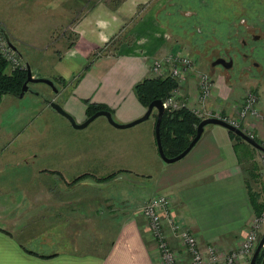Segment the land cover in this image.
<instances>
[{
    "label": "crops",
    "instance_id": "crops-1",
    "mask_svg": "<svg viewBox=\"0 0 264 264\" xmlns=\"http://www.w3.org/2000/svg\"><path fill=\"white\" fill-rule=\"evenodd\" d=\"M137 6H139L137 3L135 6L123 4L119 6V12H116L113 11L114 6L113 10L109 11L96 5L91 8L89 14L85 15L82 12L74 18L72 25L76 33L75 45L54 63L52 72H55L56 76L59 75L62 80L60 87H57L58 94L47 95V98L60 97L62 108L76 123H82L87 118L86 110L90 104L107 107L114 121L122 124L137 119L146 110L136 99L133 87L142 79L149 77L147 73L149 59L166 53L170 48L165 47L167 42L164 36L167 35L164 31L153 25L151 18L148 20L144 16L147 14L144 10L148 5L141 6L134 16L136 19L131 17L129 10L136 9ZM116 13H119V17ZM121 22L127 27H131L134 22L143 23L146 32H149L148 38H145V35L142 38L140 32L138 34L133 32L134 40L130 44L126 43L130 48L127 51L123 52L119 47L115 50L117 54L91 57V54L100 48L102 38L106 40L100 31L106 30L111 34L110 30H117L116 24ZM103 24L109 27L104 30L101 27ZM120 29L123 30L121 27ZM134 43L137 46L131 48ZM170 47L173 48V45ZM171 52L173 50L167 51ZM214 82L213 80L212 97L208 100L210 104L217 105L215 107L223 114L226 109L229 110L240 101L241 89L238 90L233 84L224 81L221 76L217 85ZM96 121H94L96 129L108 138L131 137L139 130L119 131L123 127L120 129L109 125L106 118L104 121L100 119ZM150 124L151 127L145 125L142 128L144 133L136 142L122 141L109 156L99 152L96 154L93 148L85 151L79 146L66 147V151L61 152L63 158L65 154V161L60 165L65 170L53 169L50 173H41L37 179L31 181L26 179L27 185L22 188L23 192L19 195L11 193L12 185L3 187L1 184L7 180L0 177V264H160L153 252L155 247L149 230L141 225L140 218L137 221L136 216L130 213L118 225L113 222L110 226V220L107 219L109 225L96 228L97 223L92 226L97 229L96 231H100V239L90 242L79 238L83 230L81 228H75L73 232L66 229L54 233L49 225V228L43 225L44 229L39 230L35 227L37 221L34 220L35 216L42 214L39 211L42 207L40 204L36 205V197L40 196V193L48 199L51 197L52 189L56 188L65 194L66 198L67 196L72 198L77 190L84 186L86 188L92 186L99 190L105 185H93L89 181L78 182V177L84 174H95L89 167H86L88 170L83 169L85 153L89 154L88 157L96 155L97 165H112L108 164L109 161L116 158L117 160L127 158L131 161L134 152L132 146L139 143L147 148L151 158L156 159L158 153L153 137L154 126ZM228 133L229 131L221 126L204 127L201 137L191 147L192 149L180 160L164 167L159 176L152 180L150 187L154 194L152 196L159 194L171 196L170 200L175 204L174 213L178 222L193 232L201 243L215 241L225 244L227 243L225 241L240 239L261 205L255 186L257 177L249 167L252 164L251 158L254 159V152L251 153L250 159L245 156L240 161L234 147L236 140ZM108 158L111 159L106 162ZM91 161L94 160H89ZM4 164L0 163V176L3 170L9 167L16 170L12 173L20 176L26 170L22 167H27L29 161L10 160ZM243 169L249 173L248 178H245ZM40 185H43V189ZM254 189L256 191H252ZM21 195L24 197L19 198ZM70 198L64 203L67 209L69 204L80 200L76 199L77 197ZM47 208L50 211L44 212V215L52 216V207ZM70 210L67 212L70 213ZM78 215L80 214L77 212L76 216ZM173 241L169 238L168 244L174 246Z\"/></svg>",
    "mask_w": 264,
    "mask_h": 264
},
{
    "label": "rangeland",
    "instance_id": "rangeland-1",
    "mask_svg": "<svg viewBox=\"0 0 264 264\" xmlns=\"http://www.w3.org/2000/svg\"><path fill=\"white\" fill-rule=\"evenodd\" d=\"M136 3L139 4L140 7L137 6L138 8L136 7V9L128 8L130 9L129 14L132 15L131 17L133 18L137 15L141 6L148 5L144 10V13L147 14L144 16H146L148 20L151 18L150 20L153 22V25L164 31L167 35L164 36L167 42L165 44L167 46L165 47L170 48V51L173 50L171 53H167V51H169L167 50L166 53H161L163 55L158 54V57L149 59L150 63L147 72L149 77H161L160 74L156 75L157 73H152V71H150L151 62H162L163 59L166 58H175L172 62H174L176 67H178L177 69H179L180 76L178 79L180 80L178 81L172 78L176 86L171 91V94L176 100L180 96L182 99H185L186 107L182 109L189 111L199 120L201 118L199 112L201 115H205L209 110L213 111L212 108L217 107V105H215V107L214 104H210L208 100L209 97L200 99L198 96H202V94L204 96V93H202L204 86L199 84L200 77L205 75L210 80L213 79L216 85L217 82H219V76L216 74L217 71L215 70L214 73L210 71L209 61L214 53L218 51L217 48L221 47V39L216 36L209 38H191L195 35L194 33H189L191 31L188 27L193 25L191 17H182V19H180L182 22L180 24L183 25L182 28H184L182 31L183 34L176 33L177 31H175L174 28L176 22L174 20H176L177 16L173 14V10L175 9L168 5L164 11L159 9L164 3H171L169 0H0V28L3 29L10 42L15 46L17 52H14L16 56H18V59L21 58L20 61L24 69V63L27 62L33 77L50 79L54 82L56 87H60L62 79L58 77L59 75L56 76L55 72H52V68L54 63L60 60L70 47L75 45L76 33L72 25L74 18L82 12L85 15L89 14L92 10L91 8L96 5L102 6V8L107 10L109 9V11L113 10L112 7L114 6L113 11L119 12L118 9L120 5L135 6ZM192 9L193 8L185 7L183 10L190 11ZM201 10L203 13L202 15L213 16L216 14L217 17H220L222 14L221 8L217 7L208 8L206 12H204L202 8L200 11ZM105 14L107 15L106 12ZM118 14L119 13H116V16H118ZM134 18L136 19V17ZM206 21L209 23L208 19H206ZM123 22H121L122 24H116L117 30L114 31V29H111V34L105 30L109 25L103 24V26H101L105 31L100 32L106 37V40L104 41V38H102L103 40H101L100 48L93 52L91 57L117 54L115 50L119 47H121L120 49H122L123 52L127 51V49H130L127 44H130V42L134 40V38H132L133 32H137V34L140 32V35L143 36L142 38H144V35L145 38H148L147 34H149V32H146V26L143 23L134 22V24H128L131 27H127ZM120 27L123 28V30L120 29ZM102 28L101 30H103ZM172 45L173 48L170 47ZM134 46H137V44L134 43L131 45V48ZM179 56L181 58L184 56L187 57L190 62L185 66H178L180 63ZM91 57L84 56V58L88 59ZM6 71L10 72L11 69L7 67ZM232 82L230 83L229 81L228 83L232 84ZM28 86L29 90L25 92L23 97L19 98L18 96L5 94L2 95L0 100V163L6 164L7 161L10 160H12V162L16 160L29 161V165H27L28 168L22 167L23 169L26 168V170L24 173L20 174V176L16 175V173H12L16 171L14 168L10 169L9 167V169L6 168L3 170V174L0 177L7 181H3L4 183L1 185L3 187L12 185V194L19 195L23 192L22 188L27 185L28 181L26 179H30V181L32 179H37V177L41 176V173H50V170L53 169L59 171L61 169L65 170V168H62L60 165L61 162L65 161V154H63V158L61 152L66 151V147L79 146L83 147L85 151L88 148H93L96 154L99 152V154L103 153L104 156H109L114 153L113 150H116L118 146L121 145L122 141L136 142L139 136L144 133L142 128L145 127V125H150L151 127L150 123L153 124L155 122L156 111L152 110L153 112L148 120L146 119L131 127L119 130L134 129L132 131H135V129H139L138 133L135 132L133 136L123 138H108L96 129L94 121H96V119L104 121L105 118L103 116H98L82 129H76L71 127L68 120L58 115L44 103L43 100H45L46 97L54 95L49 86L44 83H29ZM233 86L237 87L238 90L241 89V93L239 94L240 103L246 96L244 92L246 93L249 90H254L249 87L250 82H246L245 80L240 83L235 82ZM257 91L258 92L255 94L259 97L261 101L260 107L264 110V88H260ZM35 92H38V94L36 95ZM194 107V110L198 111L197 116L191 110ZM235 109L236 106L231 107L229 110L226 109V115L231 119H235ZM249 132L254 134L256 140L259 143L262 142L264 145V137L262 138V136H264L263 125L258 124L253 132L251 130ZM132 147L134 152L132 153L133 156L130 159L131 161L127 158L124 160L120 159L121 161L117 160V158L112 160L108 158L106 162L110 160L108 164L112 165L106 166L97 165L98 159H96V155L94 157H88L89 154L85 153V163H83V165H85H82L83 169L88 170L86 167H89L96 175L84 174L78 177V182L89 181L91 184L93 183V185L105 184L106 186H102L99 190L92 186H87V188L84 186L77 190L72 198L67 196V198L70 199L75 197H77L76 199H80L69 204L71 214L67 212L69 209H67L64 204L67 200L65 194L53 188L51 197L45 199V196L40 193V196L36 197V205L40 204L42 210L39 209V211H41L42 214H38L37 217L35 216L34 220L37 221L35 227L42 230L45 226L48 228L51 226L50 230L54 233L66 229H70L71 232H73L75 228H81L83 230L79 238L83 241L90 242L100 239V231H96V228L109 225L107 224V219L110 220V226L113 222L118 225V223L130 213L136 216L137 221L140 218L143 227H147L150 237L154 242L155 251L153 252L156 254V259L160 264H164L162 254H160L159 250L156 248V237L150 232L149 224L142 214V211L147 200H151L153 197L152 195H154L150 188L153 182L152 180L156 179L160 171L171 163L163 162L159 155L156 159L151 158L149 156V151L146 150L147 148L141 146L139 143ZM234 147L240 161L241 158L245 156H248L250 159L252 157L251 153L254 152V159L251 158L252 164L249 162V164H251L249 167L254 171L253 174L257 177L255 178V181H257L255 182V186L257 187L256 189H258L257 196H259L261 202L258 208L259 211L253 215L247 225L245 233L240 239L225 241L227 242L225 244H219L215 241L201 243L193 232L180 225L174 213L175 204L173 200H170V195L166 196L167 200H169L171 209L167 218L162 216L161 226L163 227L166 237H168H165L166 243L175 256L176 264H192V259L194 257L192 250L185 249L184 242L178 238V230L182 228L193 237L195 241V250L201 251L200 259L203 264H248L254 247L264 233V217L261 216L264 208V154L257 152V150L249 146V144H235ZM89 160L94 161L89 162ZM128 162H130L131 165H126L130 164ZM242 172L245 178H248L249 173L247 170L243 169ZM40 188L43 189V185H40ZM252 191L256 190L254 189ZM21 197L24 196H19V198ZM47 207H52V216L44 215V212L50 211ZM77 212L80 215L76 216ZM97 223L98 226H95ZM173 225H178L177 231L172 229ZM249 235L253 237L250 244L247 242V237ZM169 238L174 240V246L168 244ZM207 248H211L214 251L217 257L215 261H211L205 256V250Z\"/></svg>",
    "mask_w": 264,
    "mask_h": 264
},
{
    "label": "flooded vegetation",
    "instance_id": "flooded-vegetation-1",
    "mask_svg": "<svg viewBox=\"0 0 264 264\" xmlns=\"http://www.w3.org/2000/svg\"><path fill=\"white\" fill-rule=\"evenodd\" d=\"M169 1L171 3H164L159 9L164 11L167 5L175 9L173 14L177 16L176 20H174L176 22L174 26L176 33L183 34L184 28L180 24L182 23L180 19L182 17H191L193 25L188 27L191 31L189 33L195 34L191 38L219 37L221 39V47L217 48L218 51L214 53L209 61L210 71L214 73L216 70V74L221 76L224 81H230V83L234 81L232 84L235 82L240 83L244 80L250 82L249 87L254 90L244 92V95L253 94L258 99V111L264 112L260 107L261 101L255 94L258 89L264 88V0ZM185 7L195 9L184 11ZM211 7L221 8V16L217 17L216 14L213 16L202 15L201 8L206 12ZM206 19L209 20V23ZM220 60H224V62L222 63ZM212 82L213 80L211 79L210 83ZM59 100H61L60 97L55 99L61 105ZM240 101L235 105V111L240 105ZM220 114L221 116H227L226 112L222 114L221 110ZM242 123L243 121L240 120L238 128L245 133L247 131L243 128ZM244 124L249 130L248 125L251 126L253 132L259 122L248 118ZM251 135L254 139L255 135ZM259 144L264 146L262 142Z\"/></svg>",
    "mask_w": 264,
    "mask_h": 264
},
{
    "label": "built area",
    "instance_id": "built-area-1",
    "mask_svg": "<svg viewBox=\"0 0 264 264\" xmlns=\"http://www.w3.org/2000/svg\"><path fill=\"white\" fill-rule=\"evenodd\" d=\"M0 56L5 59L7 62V67L10 69L14 68H23V65L21 64L20 59H18V56H16V53L7 45V42L5 41L4 34L2 32V29L0 28ZM177 56V55H176ZM180 59V63L178 66L183 65L185 66L188 64L189 59L187 57H178ZM175 59V58H173ZM173 59L166 58L163 59L162 62H151L150 65V71L152 73H157L156 75H159L161 77L169 76L172 78L177 79L178 81L180 79V72L178 67H176V64L173 61ZM178 59V60H179ZM150 63V62H149ZM25 69H26V64ZM199 84L201 86H204L202 93H204V96H198L200 99L204 98H210L211 96V91L213 89V84L210 83L211 80L206 77L205 75L200 77L199 79ZM162 106L164 108L165 112H172L176 111L178 109H182L186 107V101L185 99H182L181 96L177 98V100L174 98V96L170 93V96L165 97L164 100H162ZM258 99L253 95V94H246L244 100L240 103V105L237 107L236 110V118L231 119L228 116H221L220 110L217 108H212V110H209L205 115L199 112L200 119L206 118V117H217L220 119H223L224 121L238 127L240 120L243 121L242 125L244 126L243 128L247 131L245 132L248 136L252 137V133L249 132L251 130V126L248 125L250 130L246 127V120L251 118L254 121H258L259 124L263 125L264 127V112H259L258 111ZM197 108V107H196ZM192 108L191 110L193 113L197 116L198 111L194 110ZM252 131V130H251ZM264 147V146H263ZM170 203L169 200H167V197L164 195H155L151 198V200H147V203L145 207L143 208V215L145 219L147 220L149 227H150V232L156 237V248L159 250V253L162 254V258L164 261V264H176V259L172 251H170V247L166 243V235L163 231L162 225V216L164 218H167L168 215L170 214ZM261 216L264 217V208L261 213ZM172 229L174 231L178 230V225L172 226ZM178 238L179 240H182L185 244V249L192 250L193 254V259H192V264H203L201 263V251H196L195 250V241L193 237L190 236V234L185 230L181 229L178 230ZM253 240L252 236L247 237V242L250 244ZM257 245V244H256ZM255 249V247H254ZM207 250V251H206ZM205 250V256L208 257L211 261H215L217 259L216 255L214 254V251L211 248H207Z\"/></svg>",
    "mask_w": 264,
    "mask_h": 264
},
{
    "label": "trees",
    "instance_id": "trees-1",
    "mask_svg": "<svg viewBox=\"0 0 264 264\" xmlns=\"http://www.w3.org/2000/svg\"><path fill=\"white\" fill-rule=\"evenodd\" d=\"M6 65L7 62L0 56V100L2 95L5 94L18 96L19 90H21L26 79V69L19 67L7 72ZM175 84L174 79L169 76L147 77L134 85L133 92L136 99L146 108L151 101L164 100L165 97H168L175 88ZM98 110H107L110 113V110L103 105L90 104L86 110L87 117ZM200 120L185 109L164 113L161 123H159V137L161 138L162 149L167 157H175L188 145ZM228 134L236 140V145L248 144L232 132ZM254 139L256 140V138ZM254 264H264V246L259 251Z\"/></svg>",
    "mask_w": 264,
    "mask_h": 264
},
{
    "label": "water",
    "instance_id": "water-1",
    "mask_svg": "<svg viewBox=\"0 0 264 264\" xmlns=\"http://www.w3.org/2000/svg\"><path fill=\"white\" fill-rule=\"evenodd\" d=\"M2 32L4 34L5 37V41L7 42V45L15 52H17L15 46L10 42L8 36L5 34V32L2 29ZM222 63L224 62V60H220ZM29 83H44L47 86H49L51 88V90L53 91L54 94L58 93L57 87L55 86L54 82L50 79L47 78H43V77H33L32 73H31V69L28 63H26V79L22 84L21 90H19V94L18 97L21 98L23 97V95L25 94V92H27V90H29ZM35 94L37 95L38 92H35ZM44 103L50 107L51 109H53L58 115H61L62 117H64L66 120H68V122L71 124V127H74L76 129H82L85 126H87L90 122H92L95 118H97L98 116H103L106 118L107 122L109 123V125L115 127V128H127V127H131L137 123H140L144 120H148V118L150 117L151 113L153 112L152 110L156 111V118H155V122L154 124V139H155V145H156V149H157V153L159 155V157L161 158V160L165 163H173L176 162L177 160H180L181 158H183L195 145V143L199 140V137H201L200 134L203 133L204 127L208 126V125H217V126H221L224 129H227L229 132H232V134H235L236 136H238L239 138H241L243 141H245L246 143L249 144V146H252L253 148H255L257 151L261 152L264 154V147L259 144L255 139H253L251 136H248L247 134L243 133V131L241 129H239L238 127L224 121L223 119L217 118V117H206L203 118L199 121V123L196 126L195 129V134H193V138L189 141L188 145L177 155H175V157H167L162 149V144H161V138L160 136V124L161 123V119L165 113L164 108L162 106V100L161 99H156L151 101L148 106L146 107V110L144 111V113L138 117L137 119H134L131 122L128 123H117L116 121H114V119L112 118L111 113H109V111L107 110H98L94 113H92V115H90L89 117H87L82 123H76L75 120L73 119V117L71 115H69L60 105L59 102L55 101V99H51V98H45V100H43ZM61 101V100H59ZM264 246V233L262 234V236L260 237V239L257 242V245L255 246V249L250 257V260L248 264H254L255 259L259 253V251L261 250V248Z\"/></svg>",
    "mask_w": 264,
    "mask_h": 264
}]
</instances>
